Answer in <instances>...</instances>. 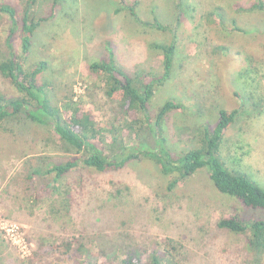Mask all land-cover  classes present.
<instances>
[{
	"label": "rangeland",
	"instance_id": "1",
	"mask_svg": "<svg viewBox=\"0 0 264 264\" xmlns=\"http://www.w3.org/2000/svg\"><path fill=\"white\" fill-rule=\"evenodd\" d=\"M120 1L67 0L53 20L36 31L34 42L44 41L47 47L32 59L48 61L38 82L50 83V101L61 107L71 98L97 124L108 127L116 102L102 90L90 88L88 61L105 57L103 42L109 41L115 48L123 47L122 68L159 75L162 57L148 43L168 42L174 32L177 50L172 76L151 99V110L167 100L185 106L164 122L167 147L175 154L187 150L194 125H214L219 108H236L243 93H252L253 99L245 100L243 111L225 132L221 155L229 166L251 174L264 188V111L254 108L264 100V12L236 10L255 0H135L142 21L156 18L175 25L172 34L137 27L129 11L114 14L122 6ZM61 11L70 13L63 17ZM8 21L0 15L2 51ZM11 42L19 51V39ZM215 46L225 49L214 54ZM0 93H16L1 76ZM21 123H0V264H22L24 257L28 264H71L51 251L71 235L80 236L96 264L107 256L112 260L119 249L152 250L154 243L170 249L179 264H264V256L257 260L241 236L216 227L221 217L240 213L242 208L237 200L214 189L204 169L166 193L168 177L160 175L150 161H131L118 171L88 172L81 167L65 176L69 193L61 195L64 202L52 196L60 201L54 209L70 198L71 217L64 208L52 214L47 208L52 198L46 189L42 193L51 178H27L31 169L44 167L45 156L57 160L72 155L51 128ZM38 249L39 254H34Z\"/></svg>",
	"mask_w": 264,
	"mask_h": 264
},
{
	"label": "trees",
	"instance_id": "2",
	"mask_svg": "<svg viewBox=\"0 0 264 264\" xmlns=\"http://www.w3.org/2000/svg\"><path fill=\"white\" fill-rule=\"evenodd\" d=\"M126 1L128 0L120 1L122 6L114 9V14L123 10L129 11L130 17L139 28L149 26L151 27L149 30L155 29L163 33H171L174 27L176 28L175 25L170 27L162 24L156 18L150 22L142 21L135 11L138 1L134 0L128 5ZM66 3L67 0L0 1V15L9 20L7 36L3 43L4 49L0 50V76L16 91L14 95L0 93V123L17 120L22 121V125L51 128L59 142L65 146V152L72 155L57 160L45 156L42 158L44 167L31 169L27 179L36 176L45 179L49 176L50 183L42 188V193L48 192L50 198L54 195L61 197L69 193L64 185L65 176L76 169L82 167L88 172L118 171L128 162L146 160L156 166L160 175L168 177L164 190L171 193L197 171L204 169L214 189L237 200L242 208L240 211L243 212L240 214L242 212L235 211L234 214L224 215L217 221L216 227L241 236L246 250L256 259L258 257L262 259L264 188L252 180L251 174L229 166L221 155L225 132L243 111L245 100L253 99L254 95L243 93L236 108L228 110L219 108L214 125L200 122L192 127L194 135L188 143L190 147L187 150L179 154L170 151L164 137V122L169 119L171 112L184 111L185 106L176 100H167L151 110V99L155 89L168 81L173 73L177 50L173 32L171 33L173 38L168 42L148 43V47L158 51L162 57L159 75L136 74L126 66L122 65V68L120 51L123 47L115 48L109 41L103 42V48L107 50L105 57L88 61V80L93 81L90 88L102 90L110 101L116 102L113 123L108 127L97 124L91 113L83 112L71 98L61 108L49 99L50 83L45 80L42 83L38 82V76L48 69V61L46 59L34 61L32 56L37 51L45 49L43 46L47 47L44 41L34 42V34L41 26L53 20L57 8ZM179 5L177 3L176 9ZM194 8L196 7L193 6ZM236 10L246 13L264 12V0H255L247 8L237 6ZM61 13L64 17L70 11ZM47 33L48 31H44V35ZM14 39H19V51L14 50L11 45ZM223 49L225 47L215 46L212 52L216 54L215 51ZM29 65L31 66L28 67ZM239 75L241 76L240 73ZM254 108L259 112L264 111V100L261 104L257 103ZM59 202L58 199L52 198L47 208H50L52 214H60L65 209L64 212L71 217L70 198L65 199V205L54 209ZM63 202L61 197L60 204ZM81 240L80 236H66L57 246L52 247L51 251L57 252L63 257L62 260L71 264H96L89 259L90 250ZM154 244L152 250L139 247L119 249L120 252L112 260L107 256L99 264H179L170 249L163 245L160 247L158 243ZM39 252L38 249L34 254L37 255ZM256 259L255 261L258 260ZM26 260L27 257H24L21 260L22 264H28Z\"/></svg>",
	"mask_w": 264,
	"mask_h": 264
},
{
	"label": "crops",
	"instance_id": "3",
	"mask_svg": "<svg viewBox=\"0 0 264 264\" xmlns=\"http://www.w3.org/2000/svg\"><path fill=\"white\" fill-rule=\"evenodd\" d=\"M25 160H27V159H25ZM22 161V160H21ZM23 162V161H22Z\"/></svg>",
	"mask_w": 264,
	"mask_h": 264
}]
</instances>
